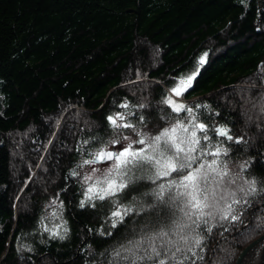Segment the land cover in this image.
Wrapping results in <instances>:
<instances>
[{"label": "trees", "instance_id": "trees-1", "mask_svg": "<svg viewBox=\"0 0 264 264\" xmlns=\"http://www.w3.org/2000/svg\"><path fill=\"white\" fill-rule=\"evenodd\" d=\"M197 68L192 87L176 96L172 89ZM168 99L191 113L174 112ZM118 114V123L150 134L195 119L209 129L201 146L227 153L218 157L227 197L205 209L211 216L184 218L189 239L180 252L166 243L178 239L171 232L147 239L169 231L184 217L180 209L192 211L184 198L169 200L176 189L162 200L153 194L177 173L153 183L154 170L132 167L127 188L80 206L72 172L133 133L113 129L107 117ZM213 127H226L233 140ZM261 189L264 0H0V264H233L264 233ZM51 206L64 236L43 231ZM125 208L132 211L113 227L111 213ZM142 237L135 255L121 250ZM151 243L160 256L149 260Z\"/></svg>", "mask_w": 264, "mask_h": 264}, {"label": "snow or ice", "instance_id": "snow-or-ice-1", "mask_svg": "<svg viewBox=\"0 0 264 264\" xmlns=\"http://www.w3.org/2000/svg\"><path fill=\"white\" fill-rule=\"evenodd\" d=\"M206 55L200 57L199 66H203L206 62ZM197 75H199L198 68L191 75L181 78L178 85L172 89V92L176 96H181L192 87ZM166 103L176 113H191L192 111L191 108L179 104L172 99H168ZM122 106L127 107V105ZM107 120L113 129H132L138 139L132 140L130 136H123L122 138L127 140L128 143L121 145L119 152L100 148L98 151L92 153L93 159L83 161L84 164L113 161V165L109 168L107 176L103 179L97 178L93 184L89 185L86 190V198L85 200H81L80 206L84 207L86 202L93 199L105 200L107 197L115 196L118 192L123 191L128 187V183L124 181L123 177L127 176L132 167L143 170L144 165H149L150 169L154 170L153 175L148 177L153 183L159 179L172 177L173 173H177L178 179L173 178L168 180L167 183L159 184L158 190L154 191L153 194L157 199L162 200L166 191L171 192L173 189H176V195L169 197V200L184 198L183 203L185 207L192 211L180 209L184 213V217L173 221V225L169 231H160L147 239L155 241L157 238L168 237L169 232H171L178 239L176 241L169 240L166 243L171 247H175L176 252H180L182 250L179 246L180 243L187 244L189 239L184 233L185 229L189 228L190 225L184 221V218L191 221L193 215H196L198 219L205 215L211 216L212 213L210 211L206 212L205 209L213 207L220 181L228 174L227 171L218 168L217 159L207 161L204 158L208 155L219 157L222 152L226 155V151L220 147H216L215 151H207L204 146H201V140H210V137L207 135L209 129L206 124L197 122L195 119L191 125L178 119L171 126L158 129L156 134L141 133L130 123H118V120H123V116L120 114L116 117L108 116ZM212 131L219 136L225 137L227 140H233V137L229 135V129L226 127H213ZM198 132L203 133V135H198ZM234 142L239 143L240 141L237 139ZM112 143H116V141H112ZM135 144L142 145L143 147L134 148ZM116 176L120 177L119 182L116 180ZM92 179V176L85 178L86 182ZM255 183V180L249 182V193H255ZM261 191H264V189H261ZM233 203H239V201L234 200ZM92 206L95 207L94 204ZM131 211V208H125L123 213L119 210L113 211L111 215L117 219L113 220L112 226L115 227ZM231 211L232 206L229 204L228 214H231ZM224 218H227V216ZM232 219H237V216L232 215ZM145 242V238L143 237L140 240L129 241L127 246H121V250L135 255V250L139 249ZM194 243L199 247L201 241L194 239ZM149 246L151 247L152 254L147 255L146 258L151 260L153 256L159 257L160 251L157 250L155 244L151 243ZM171 247H169V251H171ZM188 251H191V248ZM116 254L119 255L120 252L118 251ZM136 258L143 259L144 257ZM171 258H175V253L172 254ZM133 264H135V260H133ZM159 264H166V261L160 259ZM180 264H183V262L180 261Z\"/></svg>", "mask_w": 264, "mask_h": 264}, {"label": "rangeland", "instance_id": "rangeland-1", "mask_svg": "<svg viewBox=\"0 0 264 264\" xmlns=\"http://www.w3.org/2000/svg\"><path fill=\"white\" fill-rule=\"evenodd\" d=\"M178 83L176 84V86L178 85ZM143 133H145V132H143ZM128 136H130L132 140L138 139V137L134 133H132V134H130ZM120 139H122V140L117 141L116 143L110 144L105 149L108 150V151H112V152H119L121 150V145L128 143L127 140H124L123 138H120ZM140 147H143V146L142 145H138V144L134 145V148H140ZM213 151H215V150H213ZM213 159H217V161H219L218 157H213V156H211V159H209L208 161H211ZM112 165H113V161H99V162H96V163H93V164H85V165L81 166L80 168H78L76 171L72 172V177L75 180L79 181V184H80V186L82 188V193H81L82 194V200H85V198H86V190L89 187V185L93 184L97 178L103 179L105 176H107L108 175V170H109V168L112 167ZM147 167L150 170V167L148 165H147ZM228 169L229 170H231V169L234 170V167H229ZM93 170H95V171H93ZM87 176H92L93 179L86 182L85 178ZM115 178L119 182L120 177L116 176ZM232 179H233L232 177H231V179L229 178V181H231ZM224 184H225V186L227 187V190H228V185H226V183H224ZM219 188H221V185H219ZM219 188L217 189L218 190L217 196L220 195V199L222 197V199H221V201H222V200H224V198L227 197L226 196L227 192H226V189H224V190L221 189V191H220ZM222 192L223 193L225 192V195L222 194ZM55 207L56 206H51L50 208H48V209H46L44 211L45 212V218L43 220L42 226H43V231L47 230L49 232V235H48L49 237H51V236H55V237L64 236V231L66 230L65 226H62L63 224L62 225L58 224L59 223L58 209H56ZM18 249L20 250V248H18ZM23 253H24L23 251H21V250L19 251V255L20 256H22Z\"/></svg>", "mask_w": 264, "mask_h": 264}, {"label": "water", "instance_id": "water-1", "mask_svg": "<svg viewBox=\"0 0 264 264\" xmlns=\"http://www.w3.org/2000/svg\"><path fill=\"white\" fill-rule=\"evenodd\" d=\"M233 264H264V233L242 248Z\"/></svg>", "mask_w": 264, "mask_h": 264}]
</instances>
